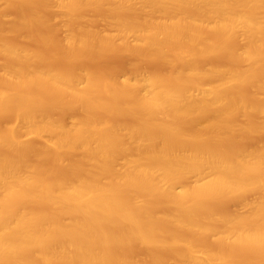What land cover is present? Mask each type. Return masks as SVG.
<instances>
[{"label":"bare ground","instance_id":"1","mask_svg":"<svg viewBox=\"0 0 264 264\" xmlns=\"http://www.w3.org/2000/svg\"><path fill=\"white\" fill-rule=\"evenodd\" d=\"M263 132L264 0H0V264H264Z\"/></svg>","mask_w":264,"mask_h":264},{"label":"rangeland","instance_id":"2","mask_svg":"<svg viewBox=\"0 0 264 264\" xmlns=\"http://www.w3.org/2000/svg\"><path fill=\"white\" fill-rule=\"evenodd\" d=\"M1 8H3L2 5H1ZM9 9H10V8H8V11H9ZM6 10H7V9H6ZM11 10H13V7H12V9H10V12H9V13H8V11H7V14H5V15H6V16H5L6 20H7V19L10 20V19L12 18V14H14V13L16 14L15 11H14V13H13ZM11 13H12V14H11ZM15 14H14V15H15ZM59 19H60V18H59ZM57 21H59V20L57 19ZM98 24H100V22L97 23V25H98ZM98 26H101V24L98 25ZM100 57H101V56H100ZM100 57H95L94 59H93V58L83 59L82 63H83V64H86V66L89 67V68H91V70L93 69L92 71L95 72V73H100V72H102L103 69H101V67L103 68V67L105 66V64H107L106 67H108V65H109V67H111V68H110V71H111V72H117L118 69H120L123 73H122V72H119V74H120V73H122V74H126L127 72H129L128 70L130 69L128 66L134 65L135 62L133 63V61L135 60V61H136V64L141 66V68H140L141 70H142V69L145 70V71H156V70H157V72H161V71L163 70V71L165 72V70H164V69H165V66H163L164 64H162V66H161V64H160L158 61L154 62L155 60H154V61H153V60H152V61H150V60L148 61L147 59H144V60H142V59H140V58H138V59H134V57H132V56H131V58H130L129 56L127 57V56H125V55H123V54H121V53H118V52H117V53L115 52L114 55H113V53L110 54V56L107 55V58H106V56H105V58H100ZM96 58H97L98 60H97ZM222 58H223V57H221V59H222ZM90 59H91V60H90ZM92 59H93V61H92ZM217 59H218V58H217ZM219 59H220V58H219ZM219 59H218L217 61H220V60H221V59H220V60H219ZM126 60L129 61V62L131 63V65H128V64H127L128 62H127ZM214 60H215V62H216V57H215V59H214V58L211 59L212 62H214ZM225 60H226V59L224 58V59L221 60L220 62L224 61V62H223V64H224V63H226ZM124 61H125V62H124ZM126 62H127V63H126ZM215 62H214V63H215ZM60 63H61V62H60ZM130 63H129V64H130ZM141 63H142V64H141ZM156 64H157V65H156ZM159 64H160V65H159ZM216 64H222V63H219V62H218V63H216ZM127 65H128V66H127ZM137 65H136V67H137ZM134 66H135V65H134ZM106 67H105V69H106ZM126 68H127V69H126ZM111 69H112V70H111ZM114 69H116V70H114ZM96 70H97L98 72H97ZM99 70H102V71H99ZM106 70H107V69H106ZM120 70H119V71H120ZM159 70H160V71H159ZM168 70H169V69H167V66H166V71H168ZM108 71H109V70H108ZM163 71H162V72H163ZM44 105H45V106H44ZM47 105H48V104H43V105L41 104L40 106H44L42 110H47V109H44V108H47V107L49 106V105H48V106H47ZM49 107L52 109L54 106H51V105H50ZM64 107H65V106H64ZM64 107L61 108V109H63V110L60 109V106H59V109H56V111L58 112V114H60L61 116H63V115L61 114L63 111L65 112V115H66L67 107H65V108H64ZM50 108H49V109H50ZM55 108H56V107H55ZM57 108H58V107H57ZM40 109H41V108H40ZM49 109H48V110H49ZM53 109H54V108H53ZM53 109H52V110H53ZM64 109H66V111H65ZM69 109H70L71 112H72L74 108H73V109H72V108H69ZM69 109H68V110H69ZM75 109H76V108H75ZM58 110H59V111H58ZM49 111H50V110H49ZM60 111H61V112H60ZM76 111L78 112V114L75 113ZM76 111L73 112V115H74V114H75V115L77 114L78 116H80L79 111H78V110H76ZM47 112H48V111H47ZM51 112H52V111H51ZM54 112H55V111H54ZM59 112H60V113H59ZM71 112H70V114H71ZM49 113H50V112H49ZM68 113H69V112H68ZM51 114H52V113H51ZM55 114H56V113H53V115H55ZM122 114H124V115H122ZM122 114H121V115L118 114V115H117L118 117H116L115 115L113 116L112 114H106L105 117H103L102 115H104V113H101V114H99V115H100L102 118H109V119H110V118L112 117V118H114V119H116V120H121V121H122V120L124 121V120H126V119L129 120V116H130L129 114H128L127 117L125 116L126 113H122ZM60 115H58V116L60 117ZM65 115H64V116H65ZM67 115L70 116V117L72 116V115H69V114H67ZM67 115H66V116H67ZM75 115H74V116H75ZM119 115H120V116H119ZM55 116H56V115H55ZM68 116H67V118H68ZM74 116H73V118H74ZM78 116H75V117H78ZM106 116H108V117H106ZM121 116H122L123 118H120ZM64 118H66V117H64ZM71 118H72V117H71ZM125 118H126V119H125ZM68 119H69V118H68ZM66 121H67V120H66ZM263 133H264V132H263ZM263 133H260V134H259V137H260V140H261V141L263 140V139H261V138H262V137L264 138V136H262V135H264ZM256 136H258V134H257ZM256 136H255V137H256ZM25 137H26V136H25ZM25 137H24L23 139H27V138H25ZM253 137H254V136H253ZM30 138H31V137H29L28 139H30ZM250 139H251V138H250ZM250 139H249V140H250ZM256 139H257V141H260L258 137H256ZM256 139L252 138V140H250V142L248 141V139H244L243 142H244V143H251V142H254ZM245 141H247V142H245ZM51 156H52V155H49V157L47 156L46 158H44V159H46V162H47L46 164L49 163V161H48L49 159H48V158H50ZM65 156H66V155H64V157H65ZM52 157H53V156H52ZM66 157H68V156H66ZM66 157H65V158H66ZM44 159H43V160H44ZM47 159H48V160H47ZM50 159H52V158H50ZM52 161H53V160H51L50 163H51ZM41 163H43V162L41 161ZM41 163H40V164H41ZM44 164H45V160H44ZM52 164H53V163H52ZM41 165L43 166V164H41ZM49 165H51V164H49ZM49 165H46V166H49ZM46 166L44 165L43 168H45ZM51 166H52V165H51ZM52 167L54 168L55 166L53 165ZM52 167L49 166V167H47V169H48V168H49V169L51 168L50 170H52ZM55 170H57V168H56ZM59 171H60V172L62 171V169H60V167H58V170H57L56 172H59ZM52 172H55V171H52ZM62 172H63V171H62ZM193 179H194V178H193ZM157 202H161L163 209H165L164 206H163V205H164V202H162V201H154V205H155V203H156V205H158V206L160 205V206H161V204H160V203H157ZM152 203H153V202H152ZM151 205H152V204H151ZM154 205L150 206V208L153 207ZM156 205H155V206H156ZM215 205H217V204L215 203ZM219 205H220V204H219ZM222 206H223L222 208H224V209L226 208V209H227L229 205H227V204L225 205L224 203H222ZM156 207H157V206H156ZM156 207H154L155 210H156V209L159 210V208H158V207L156 208ZM165 207H166V205H165ZM230 207H231V205H230ZM230 207H229V208H230ZM154 208H151V209L154 210ZM229 208H228V209H229ZM233 208H235V206H233ZM231 209H232V208H231ZM155 210H154V211H155ZM160 210H161V208H160ZM156 211H157V210H156Z\"/></svg>","mask_w":264,"mask_h":264}]
</instances>
